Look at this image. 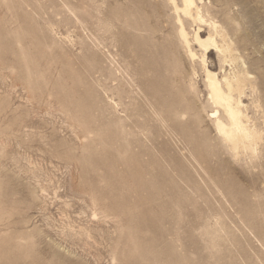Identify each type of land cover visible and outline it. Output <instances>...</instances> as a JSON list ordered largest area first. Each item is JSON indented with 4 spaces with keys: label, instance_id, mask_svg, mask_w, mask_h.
I'll return each instance as SVG.
<instances>
[{
    "label": "rangeland",
    "instance_id": "374dc122",
    "mask_svg": "<svg viewBox=\"0 0 264 264\" xmlns=\"http://www.w3.org/2000/svg\"><path fill=\"white\" fill-rule=\"evenodd\" d=\"M196 2L0 0V264H264V0ZM179 15L256 142L219 131Z\"/></svg>",
    "mask_w": 264,
    "mask_h": 264
},
{
    "label": "bare ground",
    "instance_id": "6f19581e",
    "mask_svg": "<svg viewBox=\"0 0 264 264\" xmlns=\"http://www.w3.org/2000/svg\"><path fill=\"white\" fill-rule=\"evenodd\" d=\"M175 6L178 12H181L186 17L191 18L193 22L196 23L198 21H204L196 0H182V6H179L176 3ZM177 19L180 24L179 34L185 41L190 55L193 58H200V61L205 69L206 82L209 88L210 98L216 105L215 111L212 113V115L216 118V123L219 131L221 132L225 140L233 144V146L235 147L240 142H242L243 144L245 142H256L259 135H257V133L251 130V128L249 127V118L248 115L242 110L243 102L241 98L238 100L233 98L234 90L239 89L241 93L244 91L242 89L240 79L230 76H224L221 79L218 73L208 66L207 54L211 49H214L220 53H224L228 51V48L225 47V45H221L217 41L216 36L212 34L203 36V29L201 26H198L194 29L193 39L191 40L190 33L187 30L184 20L180 15ZM214 27L216 31H218V25L214 24ZM222 36L224 39H226L227 34H222ZM192 41L204 50L202 56L198 57L196 52H194V50L192 49ZM221 110L226 114L229 123H226L221 118Z\"/></svg>",
    "mask_w": 264,
    "mask_h": 264
}]
</instances>
